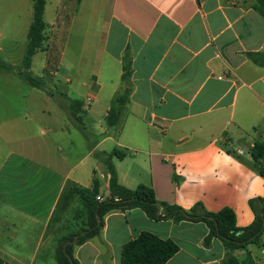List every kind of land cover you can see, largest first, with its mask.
Here are the masks:
<instances>
[{
  "label": "crops",
  "instance_id": "obj_1",
  "mask_svg": "<svg viewBox=\"0 0 264 264\" xmlns=\"http://www.w3.org/2000/svg\"><path fill=\"white\" fill-rule=\"evenodd\" d=\"M253 2L46 0L47 40L34 58L42 57V72L49 67L52 83L67 85L70 105L82 102L90 140L74 118L66 119L55 93L50 98L42 92L57 105L42 109L49 121L36 136L46 143L39 148L43 154L13 156L23 165L38 161L48 173L43 192L57 197L49 208L25 198L0 200L1 259L55 264L57 243L68 236L70 225L71 206L64 196L73 186L91 189L96 181L100 199L110 197V175L96 152L127 154L113 159L126 188H152L159 202L186 211L198 204L210 213L228 208L239 229L252 225L250 202L264 198V177L249 154L264 140V18L252 9ZM27 23L28 37L32 21ZM7 42L0 32V60L18 69L27 39L23 57L15 55V39L10 46ZM127 51L132 94L119 125L111 128L106 117L123 89ZM16 60L20 66L9 63ZM20 120L34 122L27 110ZM142 233L178 246L166 264H223L227 254L219 239L204 244L206 224L154 221L136 208L109 213L100 235L75 247L74 257L79 264H122L123 247ZM250 249L255 263L264 264V234L259 246ZM235 256L242 261L246 252Z\"/></svg>",
  "mask_w": 264,
  "mask_h": 264
},
{
  "label": "trees",
  "instance_id": "obj_2",
  "mask_svg": "<svg viewBox=\"0 0 264 264\" xmlns=\"http://www.w3.org/2000/svg\"><path fill=\"white\" fill-rule=\"evenodd\" d=\"M67 1L80 2L81 0ZM45 8L46 0H33V20L27 37L26 54L22 65L20 68L14 69L0 60V72L6 75H16L33 89L54 98V90L50 86L52 77L49 67L44 69L41 78L35 77L31 70L34 56L43 50V45L47 40V24L44 21ZM252 9L264 18V0H254ZM250 57L257 61L256 55H250ZM123 70L122 92L116 98L113 108L106 117L107 126L111 128L119 125L132 94V59L129 51L126 52L123 58ZM82 106L83 104L80 101L71 102V114L79 131L89 141L90 134L83 123L85 112L82 110ZM249 154L254 168L264 177V140L256 142L254 147L249 150ZM126 156L125 152L119 150L110 153H95V157L105 164L110 175V197L105 200H98L100 195L96 181L91 189L81 188L79 192L80 202L87 219V227L58 241L55 253L57 264H79L74 257L75 247L99 236L104 226V219L109 213L125 212L136 208L144 211L148 218L154 221L172 219L175 222H202L206 224L209 230L204 244L209 246L213 239H219L226 247L227 254L223 264H256L249 245L259 246L264 234V198H258L250 202L255 220L251 226L239 229L236 226V215L231 209L226 208L218 213H210L201 204H198L191 210L186 211L180 207L159 202L152 188L139 186L132 190L122 186L119 183L113 159L121 160ZM76 236H79L77 243L67 245L68 242H73ZM178 250V246L172 241L161 240L150 233H142L137 239L123 247L122 264H166L178 253ZM239 250L246 252L245 259L242 261L235 256L236 251ZM0 264L10 263L0 258Z\"/></svg>",
  "mask_w": 264,
  "mask_h": 264
},
{
  "label": "rangeland",
  "instance_id": "obj_3",
  "mask_svg": "<svg viewBox=\"0 0 264 264\" xmlns=\"http://www.w3.org/2000/svg\"><path fill=\"white\" fill-rule=\"evenodd\" d=\"M18 13L21 15L19 16ZM32 16V0H24L21 3L17 0H0V32L6 36L8 46L11 44V38L19 43V46L14 49L16 56L23 57L25 53L23 42L27 39V34L24 33V27L28 24V20L31 23ZM76 38L81 41L84 36H76ZM0 59L3 60L2 57ZM9 63L14 66L21 65L19 60ZM43 67L42 57L36 56L32 64L33 75L39 78L43 77ZM51 71L54 73V70ZM50 86L56 97L59 98L58 100L62 102L66 119L74 120L71 115L70 101L66 98L67 85L57 83L54 79ZM56 106L45 94L33 89L19 77H7L0 72V200L4 199L10 203L17 197L25 198L31 203H42L43 208H49L55 202L57 197L55 194L43 192L47 170L40 167L38 161L23 165V162L15 159L13 155L23 156L25 153L39 157L43 154L39 148L46 143L36 136L40 127L49 121L46 120L47 117H43L42 109L56 108ZM23 110H27L31 114L34 122L23 124V121L20 120ZM28 136L32 140L27 141ZM24 167L26 168L24 169ZM80 190L81 188L73 186L71 194L64 196V202L71 206L67 220L70 224L69 231L66 232L68 235L87 227V219L80 202ZM42 211L44 213V210ZM54 262L57 264L56 260Z\"/></svg>",
  "mask_w": 264,
  "mask_h": 264
},
{
  "label": "water",
  "instance_id": "obj_4",
  "mask_svg": "<svg viewBox=\"0 0 264 264\" xmlns=\"http://www.w3.org/2000/svg\"><path fill=\"white\" fill-rule=\"evenodd\" d=\"M99 222H100V220H99ZM78 238H79V236H76V237L74 238L73 242H68L67 245H68V244H74V245H75V244L77 243ZM65 247H66V245H65ZM249 248H252V245H249Z\"/></svg>",
  "mask_w": 264,
  "mask_h": 264
},
{
  "label": "built area",
  "instance_id": "obj_5",
  "mask_svg": "<svg viewBox=\"0 0 264 264\" xmlns=\"http://www.w3.org/2000/svg\"><path fill=\"white\" fill-rule=\"evenodd\" d=\"M236 152H237L239 155H241V156L245 154V152H244L242 149H237ZM98 200L101 201L100 197H98Z\"/></svg>",
  "mask_w": 264,
  "mask_h": 264
}]
</instances>
